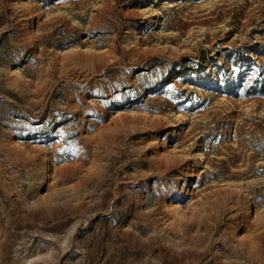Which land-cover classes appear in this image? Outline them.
I'll list each match as a JSON object with an SVG mask.
<instances>
[{"label":"rangeland","instance_id":"rangeland-1","mask_svg":"<svg viewBox=\"0 0 264 264\" xmlns=\"http://www.w3.org/2000/svg\"><path fill=\"white\" fill-rule=\"evenodd\" d=\"M0 264H264V0H0Z\"/></svg>","mask_w":264,"mask_h":264}]
</instances>
